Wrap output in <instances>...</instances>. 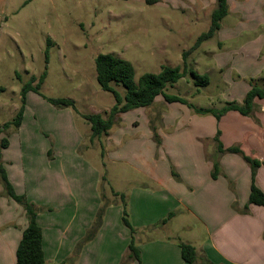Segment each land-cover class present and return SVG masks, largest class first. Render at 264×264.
<instances>
[{
  "label": "crops",
  "instance_id": "0c3cea01",
  "mask_svg": "<svg viewBox=\"0 0 264 264\" xmlns=\"http://www.w3.org/2000/svg\"><path fill=\"white\" fill-rule=\"evenodd\" d=\"M187 1L193 11L209 6L213 12L216 7V0ZM2 2L0 15L5 12ZM228 5V15L214 37L223 52L214 49L206 54H213L219 72L225 66L223 60L233 52L246 63L257 62L247 76L257 78L251 80L253 83L263 82L264 66L259 65L264 59V0H228ZM247 34L250 41L243 43L240 38ZM223 83L233 89L232 101L223 102L239 104L252 85ZM187 100L198 108L220 109L223 105L202 107ZM165 103L159 96L151 105L157 104L156 108L134 109L143 110L138 114L142 121L124 123L125 113H121L108 134L94 140L91 125L82 117L90 125L93 144L101 139L103 158L119 170L113 173L112 185L101 172L100 163H86L84 154L62 153L59 169L50 172L56 173L49 178L56 184L27 192L28 202L46 209L38 214L45 264H138L136 259H128L133 236L142 264H190L182 258L181 243L196 249L197 264H205V259L213 264H264V205L250 203L253 184L264 193V99L256 100L258 121L237 111L217 120L182 103ZM154 111L163 112L150 120ZM217 137L224 149L237 147L261 162L255 177L242 155L217 152ZM54 157L58 160V155ZM107 182L112 186L110 191ZM116 194L126 198L129 219L137 230L134 235L123 224V205ZM10 199L0 198V264H17L16 251L29 225L17 202L3 213ZM104 203L108 205L102 227L78 250Z\"/></svg>",
  "mask_w": 264,
  "mask_h": 264
},
{
  "label": "rangeland",
  "instance_id": "374dc122",
  "mask_svg": "<svg viewBox=\"0 0 264 264\" xmlns=\"http://www.w3.org/2000/svg\"><path fill=\"white\" fill-rule=\"evenodd\" d=\"M201 1L197 0V3ZM188 2L3 0L5 12L0 15V88L4 91H0V127L12 122L22 106L24 111L21 126H11L2 133V137L9 140V146L0 149V163L17 194L28 200V191H43L46 185H55V181L49 178L56 173L50 172L53 168L59 169L60 154L71 152L81 157L84 154L82 158L86 163L96 166L100 163L101 172L112 184L113 173L119 170V166L103 158L101 139L93 144L90 125L82 119L86 114H101L106 118L115 104L114 96L102 90L97 81L95 59L99 54H114L130 61L135 68L136 80L145 73H159L163 66L183 68L184 53L201 34L209 30L212 16L209 6L198 12L193 11ZM248 36L242 35L240 40L247 43L250 41ZM214 49L223 52L218 50L216 38L205 42L187 58L189 70L196 69L200 75H205L210 69L208 76L211 84L208 88L197 87L188 73L178 83L168 85L165 93L185 97L202 107L219 108L225 105L223 101H232L233 89L223 82L232 86L241 82L248 86L253 83L252 79H257L247 76L257 62L246 63L247 60H241L236 52L223 60L225 66L222 72L217 71L213 54H206ZM210 63L212 68H207ZM262 63L259 68L264 66V59ZM44 72H47V77L40 92L28 91L23 100L24 86L31 77L39 78ZM262 83L254 82L257 85ZM113 86L121 94L126 93L123 85L113 83ZM49 98L73 99L76 107H57ZM165 104L168 106V103ZM152 106L144 108H149L148 111L156 108L157 104ZM142 112L134 110L125 113L124 123L142 121L144 118L138 117ZM162 112L154 111L150 120L159 118ZM251 119L258 121L256 115ZM54 155H58V160ZM103 162L106 167H103ZM107 184V191H110L112 186ZM36 187L40 188L36 190ZM0 198H10L1 180ZM30 203L36 206L39 214L46 210L34 202ZM8 204L3 213L17 203L10 199ZM104 207L100 228L107 212V205ZM94 225L95 222L85 236L92 234L93 228H96Z\"/></svg>",
  "mask_w": 264,
  "mask_h": 264
},
{
  "label": "trees",
  "instance_id": "16d2710c",
  "mask_svg": "<svg viewBox=\"0 0 264 264\" xmlns=\"http://www.w3.org/2000/svg\"><path fill=\"white\" fill-rule=\"evenodd\" d=\"M148 3H154L155 0H146ZM229 5L228 0H216V7L212 12L211 25L207 32L201 34L195 44L184 53V66L182 67H169L163 66L159 73H145L138 80H136V73L134 65L119 56L114 54H99L95 59V66L97 72V81L102 90L111 93L114 96L115 104L111 108L108 117H103L101 114H86L83 118L91 125L92 140L101 138L103 135L108 134L112 127L120 120L118 115L126 113L128 111L151 106L157 97L162 96L167 103H182L192 108L196 113L206 115L212 114L217 120H220L223 115L229 111H237L240 114L247 117H255L257 104L256 100L264 99V81L261 85L252 83L251 89L246 94L243 103L227 102L220 109H206L198 108L194 104L189 103L187 99L178 96L165 93V89L168 85L178 83L180 79L186 76L188 73L194 80L197 87H206L210 81L208 76L200 75L195 70L188 69L187 58L192 52L196 51L204 42L214 38L221 28L222 20L228 15ZM49 50H46V60L48 61ZM47 77V72H44L39 78L33 76L30 81L24 86L23 100L25 94L28 91L40 92L42 84ZM113 83L121 84L125 87L126 93L121 94L114 86ZM0 91H4L0 88ZM49 101L57 107H76L73 99L66 98H49ZM24 107L19 110L17 116L12 122H7L0 127V149H6L9 146V140L6 137H2V133L14 126L19 128L23 117ZM217 141L218 153H236L243 156L244 160L250 164L255 177L257 169L261 166V162L247 156L241 149L233 147L230 149H224L223 145ZM1 159V154H0ZM214 176L218 171V163L214 165ZM0 180L3 182L7 195L14 201L23 206L27 215L29 225L25 229L22 239L18 245L16 251L17 264H45L46 258L43 248V231L38 224L39 210L36 206L27 201L26 197L19 195L15 192L14 187L8 180L5 170L0 163ZM121 197L123 209V224L129 228L134 235L136 229L132 226L129 219L128 204L124 194H116ZM250 203L257 205H264V193L258 189L255 184L252 185ZM108 205L105 203L104 206ZM102 207L99 210L97 221L95 222L96 228H93L92 234H87L85 239L78 245V250L84 243L93 239L101 226V216L104 212ZM172 215V214H171ZM170 215V216H171ZM168 219H165V223ZM182 258L185 262L190 264H197L198 255L196 249L186 243H181ZM128 259H136L138 264H142L141 251L136 246L134 236L128 247ZM205 264H213L208 260H204Z\"/></svg>",
  "mask_w": 264,
  "mask_h": 264
}]
</instances>
